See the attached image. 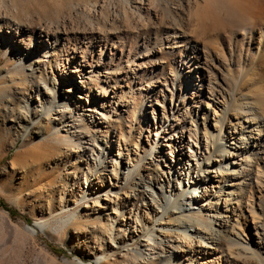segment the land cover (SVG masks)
I'll return each instance as SVG.
<instances>
[{
    "label": "rangeland",
    "instance_id": "rangeland-1",
    "mask_svg": "<svg viewBox=\"0 0 264 264\" xmlns=\"http://www.w3.org/2000/svg\"><path fill=\"white\" fill-rule=\"evenodd\" d=\"M181 1L182 4L178 0H146L150 8L142 7L138 13L133 0H0V264H147L152 257L154 264H169V249L164 246H156L146 260L132 252L141 250L158 229L157 215L165 211L169 198L166 190L191 177L186 176L188 159L171 162L175 149H165L160 134L155 136L153 111L142 105L150 104L145 99L152 87L150 83L155 86L158 78L166 80L164 104L169 107L171 94H181V83L191 87L205 79L228 106L225 126L246 116L247 107L253 108V103H264V44L259 40L264 33V0H190L189 4ZM249 15L255 23L252 47L243 38ZM48 22L67 26V32L55 33L57 48L50 38L39 34V26ZM180 23L187 35L175 40L178 42L173 53L159 49L160 40L163 44L171 40L170 35L177 32L173 31L174 26ZM31 24L39 30L36 35L31 34ZM34 47L40 50L35 51ZM195 48L202 52L198 59L192 57ZM129 67L135 72L141 69L126 78ZM105 73H109L108 80ZM69 79L74 80L71 86L67 85ZM77 81L80 83L75 85ZM75 95L82 99H71ZM157 98L162 104L163 96ZM77 101L82 103L77 105ZM206 103L203 99L196 110L207 107ZM121 105L130 110L119 113ZM139 108L142 113L135 122L131 109ZM87 109L109 113L110 120L123 114L122 121L98 127L95 123L103 122L100 116L94 115L96 120L88 117ZM258 113L264 116V111ZM179 118L184 134L179 129L170 134L177 136L176 152L181 146L186 156L197 150L196 145L206 150L201 136L203 120ZM214 127L208 124L207 132L220 135L224 142L225 135L221 136L220 130L215 132ZM109 139L130 150L134 143L146 150L151 145L158 149L138 170L129 172L132 168L127 165H118V169L112 166L115 158L109 157V149L99 141ZM78 144L80 151L83 147L86 152L87 165L74 158ZM116 150L117 146L113 148ZM129 154L134 164L140 163L138 154ZM249 157L250 174L256 172L259 176L258 185L248 188L256 226L244 212L235 235L221 234L225 240L231 239L226 250L235 258L243 255L237 264H250L251 260L243 259L245 250L254 260L264 258V218L257 206L258 200L264 198V165H256L257 156ZM150 161L164 174L156 180L149 175ZM213 164L209 171L219 165ZM101 166L106 177L104 186L115 184L119 197L102 196L106 200L94 205L92 193H99V189L97 186L91 192L90 179L86 184L87 172ZM239 172L243 173L238 176L241 180L246 172L240 168ZM169 178L174 180L172 186L167 184ZM135 189L139 191L134 196ZM190 193L200 194L201 190ZM174 198L170 197L171 201ZM189 199L187 194L184 203L190 204ZM67 202L70 207L65 209ZM194 209L197 211L198 206ZM172 213L168 211L164 217ZM73 215L74 219L81 218V225L69 221ZM208 215L198 216V222L209 225ZM216 222L214 218L213 229ZM35 224L45 229H36L33 234L29 228L34 229Z\"/></svg>",
    "mask_w": 264,
    "mask_h": 264
},
{
    "label": "bare ground",
    "instance_id": "bare-ground-1",
    "mask_svg": "<svg viewBox=\"0 0 264 264\" xmlns=\"http://www.w3.org/2000/svg\"><path fill=\"white\" fill-rule=\"evenodd\" d=\"M185 1L187 2V4L190 3V0H185ZM178 2L181 4L183 3L181 0H178ZM138 4L141 6L138 7L137 6ZM133 5L135 6L134 9H136V12L138 13L141 10L140 8L142 7L144 9L146 8V10L150 8V4L149 2H146V0H133ZM154 18H156V15ZM198 18L200 19L201 17H198ZM254 24L255 23H254L253 17L250 15L246 16L245 25L247 26V28H245L244 30L243 38L246 40V44L248 45V47H252L253 40L255 39V37H253L254 31L252 29V26ZM30 26H31L30 28H31L32 35H36L37 31L41 30L39 34L50 38L52 46L54 48H57L58 43H59L57 35L55 33L61 30H63L64 32L68 31L67 26L63 25L62 23H50V22L44 23L39 26V30L36 28L37 26L35 24H31ZM182 26L183 25H181V23L177 24V27L174 26L175 29L173 28L172 29L173 31L176 30L177 32H173V35H170L171 36L170 38L172 39L171 40L167 39L166 40L167 43L163 44L160 40L159 49L167 50L168 54L173 53L172 50L177 48L175 45L178 42L175 40H177L178 38L184 35H187L186 32L182 31L183 29ZM202 29L204 28L202 27ZM259 40L260 42L264 44V33L261 34ZM172 41L174 44L173 46L171 44ZM36 44H38V42H36ZM34 49L35 51L40 50V49H37V47H34ZM192 51L195 52L192 55V57L195 59H198V55L200 53L201 54L199 55V57L202 55V52H200L199 49L196 50L195 48ZM33 53L35 52L33 51ZM132 62L133 61H131V63ZM140 69L141 68H138V70H136L135 72L132 70V68L129 67L128 69L129 75H126V78L137 75ZM105 75H106L105 79L108 80L109 73H105ZM67 76H69V74H67ZM75 76L77 79L81 80L80 76L78 75H75ZM160 79L161 78H158L155 81L156 82L155 86H153L152 84L153 82L150 83V86L152 85V87H149V92L146 94V97H145V99L149 101L150 104L144 105L143 103L142 105L149 107L153 111L152 113L153 122H154L155 128L157 129L156 130L157 134L155 136L160 134L159 137L161 141H163L162 143L165 149L166 148H168V150L175 149L174 151L175 155H172L173 159L171 160V162L181 163L182 158H187L188 167L186 168L187 170L186 176L188 177L189 175H191V177L183 179V184L182 182H179L176 185V187H172V189L171 187H169V191L166 190V193L168 194L167 196L169 198H168L167 205L165 206V211L162 214L157 215L156 225H155L158 228L155 232L157 234L153 233L149 237L148 242L144 243V245L141 246V250L140 248H137L133 250L132 252L136 253V255L139 258L146 260L145 258L146 256H149L150 253L155 252L156 246H157V249L158 248L161 249V246H164V248L169 249L166 251V253L169 254L166 256L167 263L169 264H237L236 260H238L239 258H242L243 255L240 254L239 258L238 257L235 258L233 253L230 252L229 249L226 250V246L229 245L230 243L229 240L231 239L226 238L227 240L226 241L225 237L234 234L235 230L238 228V227L236 228V225L240 222L242 214L244 212L252 217V221L254 222L256 226V222H255L256 218H254V216L252 215V211H253V208L251 207L252 198L251 196H249L250 191L248 190L251 189L252 186L258 185L259 176L258 174H256V172L254 174H250V170L252 168V165H251L252 159L249 157V155L257 156L255 158L257 159L256 165L259 166L260 163H263L264 165V116L262 117L258 113L259 110L264 111V103L260 104V101L259 103L258 102H255L253 104L251 103L254 106L253 108L247 107L249 111L245 113L246 116L245 115L242 117L240 116L239 118L236 119L237 123H234V124L229 123L227 124L229 126H225L224 122H226L228 106L224 102H221L220 98H218V95L211 89L210 85L206 83L205 79L203 80L202 84L193 85L191 87H190V84L185 86L183 83H181V86H180L181 94H179L178 92H174L171 94V100H170L169 107L166 106V104H164L166 100L165 97L167 96L166 90H168V85L166 84V80L161 81ZM172 79L174 82H176L175 78H172ZM73 81H74L73 79H69L67 85L71 86ZM79 83L80 82L77 81L75 82V85ZM117 86H119V84ZM194 86L196 88H194ZM68 92L75 93L72 91L71 92L68 91ZM158 96H163L164 100L162 104L158 102L159 101L158 98L156 99V97ZM74 97L75 99L77 97L79 99H82L81 97L76 96V95L71 97V99H73ZM202 98L207 100L208 105L206 103L207 107L204 108L203 106L201 109L196 110L198 106L201 107L200 105L203 102ZM81 103L82 102L80 101L76 102L77 105ZM121 107L122 109L119 111V113L120 112L127 113L130 110V107H128L127 105L126 107L124 105H121ZM132 109H131V113L133 115L134 121L137 122L139 115L142 113V108H139V110L137 111H132ZM85 111L88 112L87 115L90 118L92 116L94 118V115L100 116L99 120H102L103 122L101 121L96 122L95 124H97L98 127L99 126L102 127L103 124L109 126L111 124V121H114V122L122 121L121 115L123 114L117 115L116 119L114 120H110L111 115H109V113L105 115V114L96 112L93 109L91 110L87 109ZM219 112L221 114H219ZM211 114H213L212 115L213 117H211ZM179 117H183L184 119H190L193 122H196L193 119L203 120L204 132H202L201 136H203L205 140L203 142L206 143L205 145L206 150H204L205 148L202 149L196 145L195 148H197V150H195V152L193 153L189 152L191 153V155L189 156L184 155L182 146L180 148H177L178 151L176 152V148H174V145L176 143L175 139L177 138V136L175 134H172V135L170 134L175 129H176V132H177V129H179V131L182 134H184L182 130L183 126L180 124V120H179L181 118ZM94 120H96V117L94 118ZM212 121L214 123L213 125L211 123ZM208 124L210 125L211 128L212 126H215L214 128H217L215 132L220 130L221 136L225 135L224 142H223V139L220 137V135L213 134L212 131L207 132ZM222 132H223V135H222ZM24 137L25 136L23 135L20 138H24ZM69 140L70 141L68 142L72 143L71 139ZM99 141L109 149L110 151L109 157L112 156L115 158L114 160L115 165H112V166L118 169L120 167L118 165H122V164L123 166L127 165V167L132 168L131 170H129V172L138 170L139 166L143 164L145 160H147V158L151 157L155 153L156 149H158V147L151 145L149 147V150H146L144 146L140 147V145H137L134 143L131 146V150H130V148H127L126 146L121 148L120 145H118V143L112 139H109L108 141H104V142L101 140ZM182 141H184V138L182 139ZM73 144L74 143H72V145ZM78 146L79 147H78V150L75 151L76 156L74 158L76 159L77 163L80 162L82 163V165H87L86 158H85L86 152L84 151L83 147H82L83 151H80L81 145L78 144ZM116 146H117V150L114 152L113 148H116ZM209 147L211 148V151H209ZM74 148L75 146H73L72 149L74 150ZM204 151L208 154L207 157H205ZM130 152H133L135 156L138 154L137 157L139 158V161H140L139 164H134L131 161L130 154H129ZM201 157H203V159ZM212 157H218L219 160L217 161L213 160L212 162L211 160H208V159H211ZM205 159H207L208 161H204ZM228 160L229 162H227ZM231 160H233V162H231ZM150 162L151 163H149V165L151 166V168L149 171V175L154 180L158 179L159 176L164 175L160 171L159 167L157 168L156 166H152V161ZM213 163H219V165L217 164V168H214V170L209 171L208 167H211L212 165H214ZM224 165H227V168H229V170L226 167L224 169ZM229 165L234 166V167L231 168ZM246 166L250 168H247L246 170ZM239 168L242 170V172H246V174L242 176L241 180H239L240 178L238 176H240V174H243V173L239 172ZM101 169H102V166L99 167L98 170L96 171H95V168H93L91 169L92 171L89 170V172H87L88 178H86V184H87L88 179H90L91 190H92L91 192H93V190L97 186H98L97 190L99 189V193L97 191H94V193H92L93 195H95L94 199L96 200L94 205L95 204L100 205L102 200L104 201L106 200V199H102V196L113 197L112 194H116L115 197L116 198L119 197L118 191L116 192L117 189H114L115 184H111V187L104 186V182H105L104 179H106V177L104 174H102ZM192 174H197V175L192 176ZM245 176L248 177L246 178V180L244 179ZM127 178L128 176L126 177V179ZM242 179L244 180L242 181ZM184 180H186V182ZM140 181H141L140 183L141 186L142 185L144 186L145 185L144 182L142 180ZM171 182H174V180H171L169 178L167 180V184L171 185ZM227 183H230V184L227 185ZM182 185H183V189H181ZM198 189L201 190L200 194L190 193V190H193L196 192L198 191ZM138 191L139 190L135 189L134 190L135 194L133 195L135 196L136 192ZM187 194L191 196V199H189L190 204L184 203V197ZM90 196L91 195H89L88 197ZM173 196H175V198L171 201L170 197L173 198ZM111 202H112V198L109 200V203ZM201 202H203V204H201ZM78 203H79V200L75 201L74 204H78ZM192 205L194 207H192ZM196 206H198L197 211H195L194 209L196 208ZM257 206L260 210L262 217L264 218V198L262 200H258ZM69 207H70V203L69 202L65 203L64 208L67 209ZM103 209L106 210L105 208ZM102 211H103L102 209L99 210V213H98L99 217H101L100 215ZM168 211H170V213L172 212L173 213L168 214L166 217H164V215ZM208 213H210V215H208L209 216L208 219L210 223L209 225L207 224V226L206 225L203 226L202 224L198 222L197 217L206 216V214ZM212 213H214V215ZM218 213L220 214L218 215ZM174 215L176 216L174 217ZM75 217L76 216L73 215L72 217L69 218V221L72 224L81 225V218L78 217L77 219H74ZM214 218L217 220V222L214 225L215 229L211 227L213 225L212 222L214 221ZM70 222L68 223L70 224ZM227 223H229L230 225ZM34 226H35L34 229L29 228V230L33 234H35L36 229L37 230L39 229L40 231H43L45 229L44 226H41L40 224H35ZM261 227L264 229V223L261 225ZM222 233H224V236H225V237L223 236L224 238L221 236ZM82 236L85 238L87 237L85 235H82ZM205 241H207L206 243L210 242L211 246L207 245ZM258 242H260V240ZM111 248H114V247L111 246ZM144 252L145 253L147 252L149 254H145ZM244 254L246 256H244L243 259H245L246 262L247 260H251L253 262L251 263L250 261V264H264V258H261V260H254L253 258L254 256L249 254L247 250L244 251ZM150 260L147 259V264H154L155 259L152 257V259ZM232 260H235V261L232 262ZM96 261L98 263L99 259H96Z\"/></svg>",
    "mask_w": 264,
    "mask_h": 264
},
{
    "label": "trees",
    "instance_id": "trees-1",
    "mask_svg": "<svg viewBox=\"0 0 264 264\" xmlns=\"http://www.w3.org/2000/svg\"><path fill=\"white\" fill-rule=\"evenodd\" d=\"M4 206V205H3ZM5 207V206H4Z\"/></svg>",
    "mask_w": 264,
    "mask_h": 264
}]
</instances>
